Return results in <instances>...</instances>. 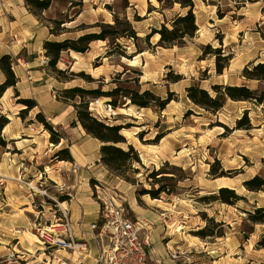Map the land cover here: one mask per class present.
Here are the masks:
<instances>
[{"label": "rangeland", "instance_id": "obj_1", "mask_svg": "<svg viewBox=\"0 0 264 264\" xmlns=\"http://www.w3.org/2000/svg\"><path fill=\"white\" fill-rule=\"evenodd\" d=\"M127 3L126 6L122 0H88L82 20H77L69 28L65 24L77 19L82 6L71 9L66 0H61L49 12L36 16L39 24L52 29L55 32L53 36L59 40L65 37L75 40L84 31L83 34L97 33L96 25L114 26L115 21L120 23V26L116 25L120 32L126 29L125 23L135 32L136 40L120 38L116 41L118 47L110 41L105 42L103 57L87 65L80 61L73 72L64 69L72 59L63 54L60 67L64 70L60 71L66 73L60 76L61 80L82 74L84 77L75 76L70 81L78 82L87 90L101 88L106 92L119 86L139 93L149 91L160 99L171 94L172 100L165 110L158 112L149 108L147 115L141 114L137 107L122 98L118 99L119 107L116 109L108 106L109 99L90 100L88 110L97 119L109 125H130L129 129L122 130H127L128 134L121 131L126 145L116 147L126 153V156H120L127 160L125 166L117 172L119 176L107 171L101 180L123 194L130 219L135 216L128 203L130 207L135 203V209L143 210L138 216L149 222L150 233L152 236L158 234L162 244L167 245L171 239H182L186 245L207 247L215 261H220L218 264H264V225L249 223L245 214L254 207L264 206V193H249L243 187V183L254 176L264 179L263 107L226 100L223 108L213 114L193 105L186 97L188 88L198 87L214 98L216 94L211 87L215 85L225 90L244 85L264 94V83L248 81L242 76L245 68L250 71L253 66L264 63V0H193L197 33L180 48L157 47L159 36L153 35L148 41L145 37L151 34V30H159L162 26L171 30L172 21L183 16L186 10L179 5L167 8L150 0H128ZM22 7H25L23 0H0V33L8 23L21 16L23 18ZM95 18L97 22L90 24ZM57 21L64 26H55L53 23ZM17 35L15 31L8 33L7 37L0 35V50L23 43L25 37ZM206 46L220 50V75L216 72L217 55L205 50ZM40 50H36L34 55ZM138 51L144 52L143 55L139 56L141 53L137 54ZM41 53L44 55L43 51ZM11 59L13 72L17 73V60H28L29 56L21 51ZM48 75L53 78L52 73L48 72ZM177 77L180 80L176 82ZM4 80L0 72V85ZM20 96L15 98L13 89H7L0 97V117L8 121L0 135L6 143L0 146V264H55L49 257L52 250L46 246L44 249L38 243V235L49 222L60 216L49 209V198L55 197L63 203L59 197H66V192L58 194L50 188L48 180L41 185L33 176L39 178L41 174L44 181L45 173L50 177L53 170L65 174L69 165L58 164L54 169H50V165L41 166L49 161L43 155L45 147L41 140L34 144L28 142V136H37L42 126L35 120V109L20 117V112L25 109L17 103L18 99H24ZM245 112L252 129L235 130L236 121ZM132 116L137 119L133 120ZM31 125L34 127H29ZM137 126L142 127L138 130L143 133L141 139L138 137L140 132L132 128ZM29 129L35 131L30 132ZM157 134L165 137L151 144ZM127 145L133 152L127 153ZM34 157L41 161V168L33 164ZM136 157L140 164L134 161ZM212 165L213 173H224V183L244 200L232 207L218 202H201V197L214 195L218 190L217 179L209 175ZM17 168L15 179L18 181L20 175L25 176L20 184L16 183L22 189L5 191V177L17 174ZM159 173L161 175H156ZM10 186L16 188L15 185ZM159 187L165 191L158 199L139 194ZM8 194L19 200V206L6 205ZM28 196L32 200V210L30 207L26 209ZM34 213L37 217L35 225L27 227L18 221L25 216L33 222ZM28 215L33 217L32 220ZM203 229L213 237L201 239L196 236ZM11 235L19 237V245ZM52 254L60 259L67 257L62 252Z\"/></svg>", "mask_w": 264, "mask_h": 264}, {"label": "trees", "instance_id": "obj_2", "mask_svg": "<svg viewBox=\"0 0 264 264\" xmlns=\"http://www.w3.org/2000/svg\"><path fill=\"white\" fill-rule=\"evenodd\" d=\"M59 0H24V6L29 14L33 16H38L46 12L50 6ZM71 9L81 8L83 0H66ZM122 2L127 6L128 0H122ZM156 2L161 6L169 5H179L182 10H186L183 16H177L171 23V30L162 26L159 30H151V34L145 37V41L153 35H158L159 40L157 47L161 48H173L182 47L186 40L190 41L195 37L197 33V26L195 24V16L193 14V0H156ZM55 26H62V22H54ZM116 25L120 26V23L115 21L114 26L96 25L95 27L99 29L96 33H86L75 40L65 39L63 41H45L43 43L44 58L47 61L46 69L48 72L53 74V78L59 82H68L76 77H84V75H71V78L60 79V76L66 71H60L57 69V63L60 59L62 53L74 52L78 54H85L89 50V45L92 42H108L110 41L114 47H118L116 41L120 38L136 40L135 32L132 30L128 23L124 26L126 29L121 32L116 28ZM50 34L54 35L55 32L51 29ZM205 50L209 53L217 55L216 61V72L221 74V67L218 58L220 56V50H212L210 46H206ZM142 53L138 51L137 54ZM108 55V53H107ZM0 72L3 74L5 80L0 85V97L4 94L7 89H13L15 98L19 97V94L15 88L17 79L13 72L12 59L8 55H3L0 57ZM242 76L248 81H257L264 83V63L257 64L252 67L249 71L245 68L242 72ZM89 79V78H86ZM89 83L92 82L89 79ZM180 80V77L176 78V82ZM212 91L216 94L212 98L208 92L199 89L198 87H190L186 90V97L191 101V103L206 112L216 113L219 112L226 100L231 102H244L253 103L257 106H262L264 110V94L257 93L250 90L248 87L234 86L223 88L222 86L215 85L211 87ZM105 98L109 99L107 101L108 106L112 109L119 107L118 99L122 98L128 100L129 105L137 107L139 109H149L155 108L158 112L165 110L166 106L171 102V94H168L166 99H160L149 91H144L139 93L131 89H122L119 86H115L109 91H102L101 88L96 89H82L78 87L64 89L57 91V99L60 101L70 104L76 114V121L81 126L83 131L91 138L97 140L101 143L100 147V163L105 167L107 171L112 174H117V172L125 166L127 160L120 156H126L120 149L116 148L119 145H126V140L121 135L123 129H129L130 125H109L104 121L97 119L89 112L90 100ZM18 104L25 107L24 110L20 112V117L36 107V103L30 99H18ZM36 122L43 127V129L49 134V142L52 145H57L62 139V135L54 131L53 126L47 122L45 117L41 113L35 114ZM8 124L7 119L0 117V135L2 130ZM252 129L250 120L248 119L247 113L245 112L242 117L236 121L235 130L249 131ZM143 136V133L138 135L139 139ZM163 136L157 134L151 144H156ZM6 143L0 138V146H5ZM133 152L130 145H127V153ZM57 161L72 162V158L66 149L59 150L55 155ZM137 164H140L139 159L136 157L134 160ZM217 161L215 162V164ZM137 171V170H135ZM213 165L210 168L209 175L213 179L224 178V173L216 175L213 173ZM161 175V173L156 174ZM243 187L249 193H264V179L260 176H254L248 181L243 183ZM165 190L163 187H159L156 190H144L139 194L141 196L148 195L152 200L158 199L159 195ZM62 199V198H61ZM60 199V200H61ZM244 200L243 198L237 196L235 192L229 188H219L214 195L201 197V202H218L221 205L235 206L239 201ZM62 202V201H61ZM247 221L253 225H264V206L254 207L251 211L245 212ZM212 222V220H209ZM201 239L212 238L213 234H208L206 229L201 230L197 235Z\"/></svg>", "mask_w": 264, "mask_h": 264}, {"label": "crops", "instance_id": "obj_3", "mask_svg": "<svg viewBox=\"0 0 264 264\" xmlns=\"http://www.w3.org/2000/svg\"><path fill=\"white\" fill-rule=\"evenodd\" d=\"M60 1L61 0L53 3L46 12H49ZM86 2H88V0H83L81 13L78 15L75 21H70L66 23V28H69V26L74 24L77 20H82L83 14L86 13ZM67 6L69 7L68 3ZM22 8L20 9V11H23V18L21 16L12 23H8L4 28H2L0 35H2L3 37H7L8 33L15 31L18 34V37H25L23 39V43L20 42L19 45H17L16 47H4L5 49L0 50V57H2L3 55H8L13 58L16 57L21 51L27 53V55L29 56L28 60H17L18 63L17 66H15L17 73H15L14 71V73L17 74V83L15 88L19 96L21 95V98L33 100L36 103V107L34 108L36 112L41 113L45 117L47 122H49L53 126L54 131L62 135V139H60L57 145H52L49 142V134L43 129V127L42 134H40L42 130L39 129V131H37V136H28V142L32 144H34V142L38 140L42 141V145L43 147H45V149L43 150V155L47 156V158L49 159L48 162L41 164V161H36V158L34 157L33 164H36L38 168H41V166L45 168V166L50 165V169L57 168L58 164L69 165V170L65 174H59L57 170H53L52 177H50L49 173H45L46 178L44 181H42V178H40L41 174L38 178V176L36 177V175H34V172L33 178L41 185H44V182L48 180L51 184L50 188L58 194H64L66 192V197L65 195H62V197H59V200L62 198L60 200L63 202L62 207L64 205L66 206L65 209L67 210V216L73 224L76 239L83 240L87 243V257H85L84 262L76 263L75 258L70 256L69 253L66 252L62 253L66 254L67 257L62 258L68 261L67 264H94L96 258L98 257V252L101 249H99V240H97L95 235L89 231V226L93 223H96L99 218V206L92 198L91 187L93 185L94 179H101L104 175L107 174V170L100 163L99 151L101 143L91 138L83 131L81 126L76 121V114L70 104L64 103L57 99V91L74 87L82 89L85 88L81 87V85L76 81L58 82L57 80L48 75V71L42 62L44 55L41 53V51H43V43L45 41L60 42L69 38L65 37L62 40L57 39L58 37H55L50 34L51 29L43 27L41 24H39L36 17L29 14L25 7ZM95 22H97L96 18L92 22H90V24H95ZM84 32H81V34H83ZM81 34L77 35V38L81 36ZM27 41H29V43H27ZM30 42L33 43L30 44ZM104 43L105 42L101 41L92 42L89 45V50L85 54H78L74 52L62 53L61 56L65 54L67 58L72 59V63L68 67H64V69L68 68L67 70L73 72V69L78 62L82 61L85 65H87L92 60L103 57V51L105 50ZM36 50H40V52H38L37 55H34V52ZM143 53L144 52L139 54V56H142ZM60 59L57 63V68L59 70H64L60 67ZM54 84L60 85V87H55L53 86ZM136 110H139L141 114L147 115L149 109L136 108ZM132 119L135 120L137 118L132 116ZM73 121L75 123L71 125ZM7 125L5 126V128L7 127ZM29 127L34 126L31 125ZM132 128H136L137 132H140L138 130L142 127L137 126ZM29 131L33 132L35 131V129H29ZM62 149H66L69 152L72 158V162L57 161L56 158H54V155ZM73 165L77 166V170H73ZM18 169L19 168H17V174L13 173L12 176L5 177V191H18V188L19 190L22 189V186L20 187L16 183L20 184L19 181L21 180V178L24 180L25 176L23 174L20 175L21 177L19 176L20 179L17 181L15 178L18 176ZM9 184H11L12 186L15 185L14 187L16 188L13 189L11 186L9 188ZM59 189H61L62 191H60ZM63 191L64 193H62ZM6 198L8 201L6 205L14 204L16 206H19V200L17 198L14 199L11 194L6 195ZM25 201L27 204L26 209L30 207V209L32 210L33 206L31 198L28 196ZM128 207L135 217H138L144 222L146 221V224L148 225L147 230L149 231L148 235L149 241L151 243V246L149 248V260L151 262L157 264H218L220 262L215 261L207 247L204 248L197 244L186 245V243H182V239H171L170 241L177 242L175 245H171V247L173 249L185 252V258L180 257L178 260H170L166 253V245L162 244L161 241H159V237L157 236L158 234L152 236V233H150L151 226H149V222L145 218L138 216L141 215L143 210H137V208H134L132 210L129 203ZM41 208L45 210L44 207ZM133 211H135V213ZM33 216L35 218L33 222L28 221L25 216L23 218L18 219V221L21 222L23 225L29 227L36 224L37 217L35 216V213ZM28 217L31 220L33 218L31 215H28ZM55 220L56 218H54V221ZM11 236L12 238H14L13 235ZM14 239L18 241L17 245H19V237H15ZM169 242L167 243V246ZM5 243L6 245H8L9 242L6 241ZM107 245V240L102 239V248H106ZM200 245L205 246L207 244ZM26 252L29 253L30 251L26 250ZM185 260H187V263L185 262Z\"/></svg>", "mask_w": 264, "mask_h": 264}, {"label": "built area", "instance_id": "obj_4", "mask_svg": "<svg viewBox=\"0 0 264 264\" xmlns=\"http://www.w3.org/2000/svg\"><path fill=\"white\" fill-rule=\"evenodd\" d=\"M43 65L47 61L43 58ZM77 170V166H72ZM29 189H32L29 186ZM62 191L61 189H59ZM92 198L99 206L98 221L89 226V231L99 240L98 257L94 264H157L149 260V235L146 222L138 217L129 218L124 196L118 190L109 187L101 179H94L91 187ZM49 209L59 213V218L49 222L48 227L38 235L39 244L52 250L49 257L55 264H67L68 261L54 256L58 252L69 253L76 263H82L87 257V243L77 240L73 224L67 216V210L55 197L49 198ZM20 232V231H19ZM106 239L108 245L102 248L101 240ZM170 260H178L186 253L165 246ZM187 263V260H185Z\"/></svg>", "mask_w": 264, "mask_h": 264}, {"label": "bare ground", "instance_id": "obj_5", "mask_svg": "<svg viewBox=\"0 0 264 264\" xmlns=\"http://www.w3.org/2000/svg\"><path fill=\"white\" fill-rule=\"evenodd\" d=\"M150 1H151V3H154V4L157 3L156 0H150ZM122 133L128 134L127 130L122 131ZM224 180H225L224 178H220V179L215 180L216 187H218V189L222 188V187L230 189V187L227 184L224 183ZM131 207H132L131 209H134L135 208V203H132ZM179 230H180V228L178 230H176V232L179 231ZM176 243L177 242H175V241H172V242L170 241L168 246L175 245Z\"/></svg>", "mask_w": 264, "mask_h": 264}]
</instances>
